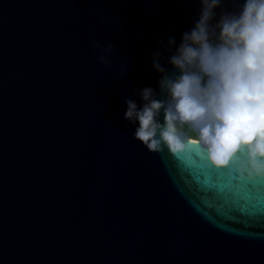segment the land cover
Masks as SVG:
<instances>
[{
  "label": "water",
  "instance_id": "95a60500",
  "mask_svg": "<svg viewBox=\"0 0 264 264\" xmlns=\"http://www.w3.org/2000/svg\"><path fill=\"white\" fill-rule=\"evenodd\" d=\"M243 4L220 0L210 30ZM203 8L0 0V264H264V179L248 178L247 152L218 169L195 143L149 151L124 119L145 88L167 98L154 63L179 75L170 59ZM201 161L247 177L250 195Z\"/></svg>",
  "mask_w": 264,
  "mask_h": 264
},
{
  "label": "clouds",
  "instance_id": "9594fccd",
  "mask_svg": "<svg viewBox=\"0 0 264 264\" xmlns=\"http://www.w3.org/2000/svg\"><path fill=\"white\" fill-rule=\"evenodd\" d=\"M202 3L200 20L170 59L179 75L154 63L163 73L160 94L167 98L157 99L145 88L142 108L127 100L124 119L138 122L134 137L149 151L167 147L178 154L195 143L218 169L246 151L248 178L264 179V0H244L239 15L223 16L218 36L209 21L220 0ZM114 50L113 44L104 45L101 63L109 64Z\"/></svg>",
  "mask_w": 264,
  "mask_h": 264
},
{
  "label": "snow or ice",
  "instance_id": "6c2138e0",
  "mask_svg": "<svg viewBox=\"0 0 264 264\" xmlns=\"http://www.w3.org/2000/svg\"><path fill=\"white\" fill-rule=\"evenodd\" d=\"M201 166L205 168V170L208 172L210 176H212L213 179H219L220 183L223 184L226 187H231L232 192L234 195L237 196H248L250 195V183L248 182V178H240L235 176L233 173L229 171L224 172H217V171H211L209 172L207 170L206 163L201 161Z\"/></svg>",
  "mask_w": 264,
  "mask_h": 264
},
{
  "label": "trees",
  "instance_id": "16d2710c",
  "mask_svg": "<svg viewBox=\"0 0 264 264\" xmlns=\"http://www.w3.org/2000/svg\"><path fill=\"white\" fill-rule=\"evenodd\" d=\"M185 131L187 132L188 135H190V136H194V134L191 133L189 130L185 129Z\"/></svg>",
  "mask_w": 264,
  "mask_h": 264
}]
</instances>
